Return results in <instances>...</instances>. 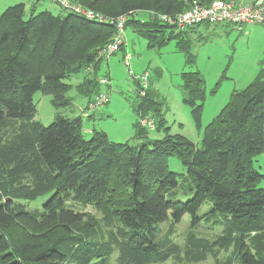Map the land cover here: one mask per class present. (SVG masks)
I'll list each match as a JSON object with an SVG mask.
<instances>
[{
    "label": "trees",
    "instance_id": "1",
    "mask_svg": "<svg viewBox=\"0 0 264 264\" xmlns=\"http://www.w3.org/2000/svg\"><path fill=\"white\" fill-rule=\"evenodd\" d=\"M75 1L108 18L125 15L124 27L129 25L148 46L172 38L164 33L150 34L151 30L176 33L177 46L185 50L191 44L182 34L185 28L176 29L158 16L182 12L193 0ZM197 1L209 4L212 0ZM142 12L149 15L148 20L141 21L138 15ZM24 13V3H16L0 14V129L7 120L32 119L36 92L52 95L54 106L58 104L57 97L69 86L65 79L86 70L94 78V86L92 91L81 92L83 95L78 92L85 98V106L102 91L98 78L106 76L96 74L101 60L124 49L122 43L111 53L104 52L116 32L114 24L67 11ZM149 76L143 95L134 78L138 103L131 104L137 117L133 142L111 141L96 128L84 138V118H91L98 107L87 117L57 114L45 126L26 122L14 140L0 144V264H99L104 260L110 249L101 252L91 246L87 238L92 228L86 215L62 202L63 194L72 190L84 201L100 205L108 218L122 223L125 231L121 238L110 237L122 263L163 262L177 255L180 249L169 236L157 240V225L169 216L179 221L184 214L198 222V208L205 202L210 203V211L227 215L230 225L210 240L188 233L187 253L227 247L234 242L233 227L245 229L246 225L248 232L264 230V173L253 166L264 149V71L244 89L230 93L198 143L180 134L146 138L148 130L140 126L139 118H152L154 129L160 126L158 119L148 114L155 106ZM183 77V100L200 129L203 78L197 71H185ZM88 82L83 79L81 86ZM172 156L184 172L169 169L167 159ZM25 175L30 178L28 185L19 178ZM181 184L191 185L192 193L185 199L174 198L169 190ZM40 196V212L15 202ZM36 212L40 216H35ZM237 245L240 264H264V248L253 252L241 241Z\"/></svg>",
    "mask_w": 264,
    "mask_h": 264
},
{
    "label": "rangeland",
    "instance_id": "2",
    "mask_svg": "<svg viewBox=\"0 0 264 264\" xmlns=\"http://www.w3.org/2000/svg\"><path fill=\"white\" fill-rule=\"evenodd\" d=\"M16 3H24L25 16L29 13H40L43 10L53 14L65 12L50 0H0V14L7 6ZM138 17L141 21L149 19V15L144 12ZM150 32V34L159 35L164 33L172 38L163 44L156 41L152 46H148L147 40L127 25L122 34L125 41L122 47L124 49L115 52L108 60H101L100 69L96 74L105 75L108 79L107 85H101V90L108 95V101L99 107L91 118H84L82 124L84 138L91 136V128H96L105 132L106 137L111 141H134L131 135H133V124L137 117L131 109V104L138 103V100L134 98L137 92L134 75H141L146 71L150 74V90L155 95L153 96L155 106L148 114L154 115L160 123L156 129L148 130L146 138H162L165 133L180 134L198 143L204 128L228 102L230 93L244 89L260 70L264 71V23L245 24L241 27L231 23L193 25L186 28L185 33L182 32L191 41L186 50L177 46L179 36L176 33L168 32V30L163 32L151 30ZM124 53L129 56L130 69L134 75L128 73V67L122 60ZM185 71H197L203 78L204 94H202L203 111L200 129L196 128L189 105L183 100L185 94L183 72ZM82 78L89 81L87 85L84 83V86H81ZM91 78V73L86 70L76 74L71 73L65 79L69 86L60 93L59 97L56 96L58 104L55 106L51 101L52 95L36 92L33 95L36 111L32 114V119L23 121L25 119L23 117L7 120L0 129V144L14 140L26 122L36 121L45 126L54 120L57 114L69 117L82 114L85 98L81 96L83 95L81 92L85 89L92 91L94 78ZM64 103L68 105L58 106ZM167 160L172 172H184L176 157L172 156ZM253 166L264 173V149L261 154L256 155ZM19 178L24 185L30 182L28 175ZM261 186H264V181L261 182ZM169 191L174 198L185 199L191 195L192 187L181 184ZM40 198L42 196L33 201L15 200V202L28 210L33 211L37 208V212H40L42 207V204L38 202ZM62 199L65 207L86 215L85 221L92 228L90 237L87 238L91 246L101 252L110 249L99 264H128L120 261L118 250L111 243L110 237L116 235L117 238H121V233L125 231L118 219L108 218L100 205L84 201V198L75 190L63 194ZM209 208L208 202L198 208L200 216L198 222H191L189 214H184L179 221L174 222L169 216L167 221L160 222L157 225V240H162L164 235H167L172 244L178 245L180 251L163 262L148 264H223L225 261L229 264H240L237 245L240 241L253 252L257 248H264V230L254 229L248 232L244 225L245 229L233 227L234 242L227 247H209L203 251L191 250L187 253L185 241L188 233L210 240L220 236L230 225L227 215L210 211ZM37 212L34 213L35 216L39 215ZM67 264L75 263L67 261Z\"/></svg>",
    "mask_w": 264,
    "mask_h": 264
},
{
    "label": "built area",
    "instance_id": "3",
    "mask_svg": "<svg viewBox=\"0 0 264 264\" xmlns=\"http://www.w3.org/2000/svg\"><path fill=\"white\" fill-rule=\"evenodd\" d=\"M56 3L62 10L72 12L80 15L86 19L97 20L99 22H105L114 24L116 32L113 40L105 47V53H111L116 50L118 46L124 43L123 32L124 24L126 20L125 15H120L115 18H108L100 12L94 11L84 7L75 0H50ZM162 21L168 22L176 29H186L199 23L206 24H220L231 23L238 27L245 24H263L264 23V0H252L247 3H238L236 0H212L209 4H203L197 0H193L190 6L182 12L174 14H161L158 16ZM124 64L128 67V73L134 75L130 69L129 56L124 57ZM148 72L144 71L141 75H134V78L138 79L140 85V94H144V89L147 87ZM98 82L102 85L108 84V79L105 77H99ZM108 95L105 91H100L94 99L83 105L82 116L87 117L91 111H95L96 108L104 105L108 99ZM154 120L150 117L139 118V124L141 127L152 130L155 128Z\"/></svg>",
    "mask_w": 264,
    "mask_h": 264
},
{
    "label": "crops",
    "instance_id": "4",
    "mask_svg": "<svg viewBox=\"0 0 264 264\" xmlns=\"http://www.w3.org/2000/svg\"><path fill=\"white\" fill-rule=\"evenodd\" d=\"M251 1H252V0H251ZM237 2L242 4V3L250 2V0H238ZM94 115H95V114H94ZM92 116H93V115H92ZM92 116H91V117H92Z\"/></svg>",
    "mask_w": 264,
    "mask_h": 264
}]
</instances>
